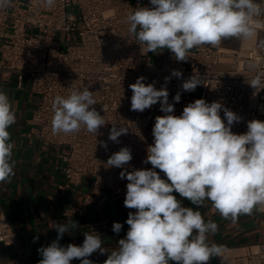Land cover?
Instances as JSON below:
<instances>
[{"label": "clouds", "instance_id": "1", "mask_svg": "<svg viewBox=\"0 0 264 264\" xmlns=\"http://www.w3.org/2000/svg\"><path fill=\"white\" fill-rule=\"evenodd\" d=\"M56 2L43 0L48 9ZM12 4L13 0H0V9ZM261 15L262 0H150L149 7L130 11L126 23L146 54L167 49L176 61L187 62L194 48L256 37L254 18ZM259 44L264 47V40ZM172 77L182 78V72L173 70L159 90L155 82L146 85L143 76L129 85L132 111L142 113L159 103L165 114L155 117L153 144L147 147L143 161L152 167L129 171L126 165L133 159L129 147L120 148L106 163L108 168L123 169L120 178L128 181L124 206L135 211H129L125 221L129 226L126 236L111 251L103 246L101 234L93 230L83 234L82 245L62 246L64 235L78 227L67 216L66 222L52 223L57 237L38 248L42 257L38 264H71L74 259L80 264H93L89 257L97 251L107 253L104 264H209L214 257L225 264L224 246L209 241V234H215L219 226L211 219L205 221L199 209L208 201L223 219L232 222L242 215L264 212V121L250 120L245 133H234L232 127L242 117L219 101L208 103L203 98L187 104L176 116L167 90ZM201 84L202 80L193 75L183 81L182 89L193 92ZM248 84L257 92L264 89V71L257 69ZM180 100L181 93L177 92L173 101ZM96 103L94 93L86 86L71 90L67 96L57 95L52 102L53 134L78 133L83 126L97 136L106 120L92 107ZM16 119L7 92L0 89V184L10 183L15 175V144L9 129ZM127 133V127L113 124L108 140L120 143L119 137ZM99 143L107 149V142ZM174 193L196 207L183 206ZM122 228L119 222L112 225L116 234ZM38 239L34 237V242Z\"/></svg>", "mask_w": 264, "mask_h": 264}, {"label": "built area", "instance_id": "2", "mask_svg": "<svg viewBox=\"0 0 264 264\" xmlns=\"http://www.w3.org/2000/svg\"><path fill=\"white\" fill-rule=\"evenodd\" d=\"M149 6L150 0H57L56 6L48 9L43 0H13L12 7L0 9V79L16 75L20 85L28 81L38 96L30 118L32 130L25 135L45 148H58L64 176L56 184L60 195L74 191L85 178L92 183L77 206L70 203L62 209L61 222H66L67 216L84 215L98 196L124 201L128 181L120 178L123 169L106 166L120 148L131 149L133 159L126 165L129 171L152 167L143 161L147 147L153 144L155 117L165 114L159 103L142 113L131 110L133 92L129 85L138 77H145L146 85L155 82L159 90L173 70L182 72V78L172 77L167 83L176 116L187 104L203 98L208 103L219 101L242 117L233 125L234 133H245L250 120L264 121V89L257 92L248 84L257 69L264 71V47L259 44L264 40V15L254 18L257 36L250 46L232 47L226 40L218 47L203 45L189 52L187 62L176 61L168 50L157 64L151 52L141 49L126 23L130 11ZM193 75L202 84L193 92L183 91V81ZM85 86L94 93L97 103L92 107L104 116L106 124L97 136L83 126L78 133L53 134V99ZM177 92L181 93L179 103L173 101ZM220 115L223 119V111ZM113 124L128 128V133L119 137L120 143L108 140ZM100 141L107 142V149ZM40 216L43 212L33 214L34 218ZM17 242L12 222L0 206V246L7 249ZM225 250V264H264V240ZM216 259L222 264L220 257ZM0 264L9 263L0 259Z\"/></svg>", "mask_w": 264, "mask_h": 264}, {"label": "crops", "instance_id": "3", "mask_svg": "<svg viewBox=\"0 0 264 264\" xmlns=\"http://www.w3.org/2000/svg\"><path fill=\"white\" fill-rule=\"evenodd\" d=\"M226 41L232 47L242 44V40L236 38ZM167 52L168 50L164 49L151 54L156 62H161ZM0 89L7 92L17 116L16 123L9 129L11 141L15 144V175L10 183L0 184V206L11 220L18 236V242L11 248L0 246V259L9 264H38L42 258L38 248L48 246L57 237L52 223L61 222L62 209L70 203L77 206L82 193L91 190L92 183L89 178H85L74 191L66 190L64 195L59 194L56 184L63 181L64 176L63 161L57 155L58 148H45L38 140H31L25 135L32 130L30 118L37 105L38 96L30 90L28 81L20 85L16 75L9 79H0ZM104 193H108V190ZM174 195L183 201V206L196 207L178 194ZM199 210L205 221L211 219L219 226L215 234H209V241L212 243L228 248L264 240V212L242 215L236 222H232L230 219H223L208 201ZM129 211L122 199L107 200L98 196L87 206L84 215L72 217L78 227L65 234L60 244L82 245L85 238L83 234L93 230L101 234L103 246L111 251L114 246H118L119 239L126 236L129 226L125 221ZM39 212H43V216L34 218L33 214ZM114 222L123 225L119 234L112 231ZM89 226H92V229ZM34 237L39 239L34 242ZM89 259L93 264H104L107 253L100 254L97 251ZM71 264H80V260L74 259ZM209 264H218L216 257L212 258Z\"/></svg>", "mask_w": 264, "mask_h": 264}, {"label": "bare ground", "instance_id": "4", "mask_svg": "<svg viewBox=\"0 0 264 264\" xmlns=\"http://www.w3.org/2000/svg\"><path fill=\"white\" fill-rule=\"evenodd\" d=\"M255 38H256V37H254V38H252V39L242 40V44H243V46H245V47L250 46L251 44L254 43Z\"/></svg>", "mask_w": 264, "mask_h": 264}, {"label": "rangeland", "instance_id": "5", "mask_svg": "<svg viewBox=\"0 0 264 264\" xmlns=\"http://www.w3.org/2000/svg\"><path fill=\"white\" fill-rule=\"evenodd\" d=\"M154 62H156L154 59H153ZM157 64H159L160 62H156Z\"/></svg>", "mask_w": 264, "mask_h": 264}]
</instances>
